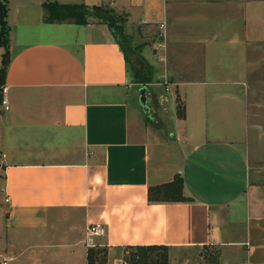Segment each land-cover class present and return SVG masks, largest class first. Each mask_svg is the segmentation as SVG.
Instances as JSON below:
<instances>
[{
	"label": "crops",
	"instance_id": "1",
	"mask_svg": "<svg viewBox=\"0 0 264 264\" xmlns=\"http://www.w3.org/2000/svg\"><path fill=\"white\" fill-rule=\"evenodd\" d=\"M44 1L8 3L23 40L11 37L0 114L5 243L68 224L82 234L57 264H87L85 227L99 223L106 264L152 245L169 264L208 247L196 264H264V0H48L108 5L157 31L167 92L185 109L168 137L131 126L129 66L109 28L44 23ZM175 174L190 201L149 202Z\"/></svg>",
	"mask_w": 264,
	"mask_h": 264
},
{
	"label": "rangeland",
	"instance_id": "2",
	"mask_svg": "<svg viewBox=\"0 0 264 264\" xmlns=\"http://www.w3.org/2000/svg\"><path fill=\"white\" fill-rule=\"evenodd\" d=\"M115 12L118 16L124 18L122 22H120V26L127 40V48L130 52L129 74L133 87L131 93L134 91V96L132 94L128 99L131 126H138L139 122H141L151 128L157 127L164 135L167 131L166 135L168 137L169 132L177 128L175 121V97L177 95L175 87H172L170 92L165 91V86L171 87V80L165 72L163 49L161 50V48L157 46L159 43L154 45V41H162V37L158 35L155 30L149 35H144L143 33H147V31H143L141 26H129L127 24L126 15L116 10ZM7 27L9 29L5 36L8 47L11 37L14 38V40L16 39L17 42L23 40L19 34V27L11 24L10 29L8 22ZM5 50L6 49L3 47H0V58ZM146 63L152 67V72L148 77L149 82L141 84L136 82L137 80L134 73L146 69ZM141 87L147 88V97L150 106L149 113L143 111L137 99L139 95L138 90ZM2 110V106L0 105V112ZM4 208L3 165L0 162V217L4 214ZM53 233V236L47 241L44 240L45 238H39L36 235L31 238L28 237L27 239L24 238V236H18L25 240L15 241L12 246H9L5 243L3 232L0 229V264L5 257L8 258L7 264H33L34 259H41L42 264L60 263V259L68 254V244L79 240L82 233H80V228L71 232L68 224L58 227ZM211 254L212 249L209 247L181 252L182 258H189L193 264H196L197 261L204 263Z\"/></svg>",
	"mask_w": 264,
	"mask_h": 264
},
{
	"label": "trees",
	"instance_id": "3",
	"mask_svg": "<svg viewBox=\"0 0 264 264\" xmlns=\"http://www.w3.org/2000/svg\"><path fill=\"white\" fill-rule=\"evenodd\" d=\"M8 1L0 0V47L6 49L0 58V105L3 96L2 89L5 84V77L11 59L5 36L9 29L7 27ZM42 7L44 23L87 25L96 21L106 25L114 40L120 46L125 61L129 66L130 52L127 48V40L120 26V22L124 18L118 16L112 7L104 4L89 6L84 3H61L48 0L43 2ZM151 72L152 67L147 64L146 69L134 73L136 82L141 84L149 82L148 77ZM176 114L180 119L185 117L184 106L180 104L179 100H177ZM183 185V177L180 174H175L172 180L166 183L150 186L147 190V199L151 203L190 201L183 193ZM212 258L216 259V256H212ZM86 259L87 264H106L107 250L102 247H89L87 249ZM123 260L127 264H169L168 248L157 245L127 247L123 253Z\"/></svg>",
	"mask_w": 264,
	"mask_h": 264
},
{
	"label": "built area",
	"instance_id": "4",
	"mask_svg": "<svg viewBox=\"0 0 264 264\" xmlns=\"http://www.w3.org/2000/svg\"><path fill=\"white\" fill-rule=\"evenodd\" d=\"M163 25L161 24V27ZM160 48H163L162 45H157ZM169 90V86H165V91ZM5 93H6V88L3 87L2 89V100H1V106L3 107L4 110L8 109L7 106V101L5 99ZM5 201H8V198L5 197ZM105 233V229L104 226L102 224L96 223V224H88L85 227V243L87 246L89 247H95L94 244L92 243V240L94 239V237H99V236H103ZM1 264H7V260L4 259L1 261ZM121 264H127L124 260H122Z\"/></svg>",
	"mask_w": 264,
	"mask_h": 264
},
{
	"label": "water",
	"instance_id": "5",
	"mask_svg": "<svg viewBox=\"0 0 264 264\" xmlns=\"http://www.w3.org/2000/svg\"><path fill=\"white\" fill-rule=\"evenodd\" d=\"M138 101L143 111L149 113V106L147 105V88L141 87L138 90Z\"/></svg>",
	"mask_w": 264,
	"mask_h": 264
}]
</instances>
